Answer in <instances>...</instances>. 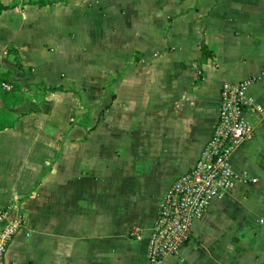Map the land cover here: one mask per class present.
I'll return each mask as SVG.
<instances>
[{
    "label": "crops",
    "instance_id": "obj_1",
    "mask_svg": "<svg viewBox=\"0 0 264 264\" xmlns=\"http://www.w3.org/2000/svg\"><path fill=\"white\" fill-rule=\"evenodd\" d=\"M1 1L0 68L24 95L0 130V210L23 220L9 264H146L223 83L251 76L263 112L245 114L235 181L165 264H264V0Z\"/></svg>",
    "mask_w": 264,
    "mask_h": 264
},
{
    "label": "built area",
    "instance_id": "obj_2",
    "mask_svg": "<svg viewBox=\"0 0 264 264\" xmlns=\"http://www.w3.org/2000/svg\"><path fill=\"white\" fill-rule=\"evenodd\" d=\"M258 79L251 76L223 83L219 116L211 138L196 163L165 194L150 237L146 264H165L168 255L191 239L195 221L232 187L236 177L232 155L245 139L254 135V125L245 114L263 112L249 95ZM22 227L21 218L12 216L7 209L0 210V264H9L8 248ZM140 232L138 225L131 229L136 238H140Z\"/></svg>",
    "mask_w": 264,
    "mask_h": 264
},
{
    "label": "trees",
    "instance_id": "obj_3",
    "mask_svg": "<svg viewBox=\"0 0 264 264\" xmlns=\"http://www.w3.org/2000/svg\"><path fill=\"white\" fill-rule=\"evenodd\" d=\"M51 1L48 0H31L32 4H39L44 6ZM10 6L5 5L0 0V15L3 11L9 9ZM213 53L209 50L208 46L202 43V54L198 59V63L201 66L205 63L209 57H212ZM202 74L199 76L200 81ZM5 85L9 86L6 87ZM52 91L62 90V87H50ZM0 100L5 104V107L0 108V130L12 128L15 125L17 118H15L12 112L8 109L10 107L21 104L24 101L23 88L20 84L12 81L10 73H4L0 68Z\"/></svg>",
    "mask_w": 264,
    "mask_h": 264
}]
</instances>
